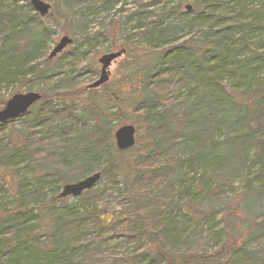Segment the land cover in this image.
Listing matches in <instances>:
<instances>
[{
    "label": "trees",
    "instance_id": "trees-1",
    "mask_svg": "<svg viewBox=\"0 0 264 264\" xmlns=\"http://www.w3.org/2000/svg\"><path fill=\"white\" fill-rule=\"evenodd\" d=\"M171 1L70 0L83 28L134 7L109 25L134 54L130 72L78 115L65 99L78 85L54 92L52 28L28 1L19 12L16 0H0V92L34 78L54 92H41L16 140L20 120L0 130V264H264V0H186L196 6L190 19ZM89 30L82 42L98 44ZM71 52L80 61V47ZM126 106L145 132L129 159L133 149L113 142ZM97 172L102 188L59 198Z\"/></svg>",
    "mask_w": 264,
    "mask_h": 264
},
{
    "label": "rangeland",
    "instance_id": "rangeland-1",
    "mask_svg": "<svg viewBox=\"0 0 264 264\" xmlns=\"http://www.w3.org/2000/svg\"><path fill=\"white\" fill-rule=\"evenodd\" d=\"M16 1H17V5H16L17 7H15V10H17L19 12L24 11V7L27 4V1L30 3V0H16ZM43 1L52 5V9H51L49 15L46 16L45 18L41 19L44 24L49 25L52 28V34H53L52 37L49 39V43L47 44V53H46L47 55H46V57H48V55L53 50V48L57 45V43L60 41V39L66 35L69 37H72L77 42L72 47H69L65 51V53H63L59 57L52 59V65L50 64L51 67H50L49 73L53 75L52 84L57 85V83H58L54 92L56 94H60L66 90V87L68 85L73 84V83H75L74 85H78L80 87V91L77 93H73L72 95L74 97H70V96L66 97L65 96V99L67 101L75 99L74 100L75 114L82 115L88 109L87 104L85 102H82V101L94 100V101H97L98 104H101L100 100L105 97V95L108 93V90L111 87L115 88V84L117 82H120L123 79V77L127 73L130 72V70H131L130 65L135 62V60L133 58L134 54H133V52L130 51V48L128 47L127 48V54L124 57L118 59L112 65V67L110 69L111 70L110 81L106 84V86L104 85V86H102L98 89H95V90L88 88V86L90 84L94 83L97 79H99L101 67L98 63V59L106 53L118 52L120 50L119 47H124V46L126 47V45H124L125 40H124L123 35H122V38L120 37V35L117 32H116V34H114L112 32V35H110L111 30L116 31V29H117V27H115L114 29H113V27H111V29H109L110 23L111 22H119L120 19L123 20V16H122L121 12L126 11L128 13V10L132 11V9L134 7H132V6L121 7V5H118L116 7V9L111 11V18H113L115 20H108L107 19V21L104 23H103V19L106 18L108 15L106 12L102 11V13L99 14L100 16H98L97 18H94V17L90 18L89 17V19H88L89 20V26H88V20H87L85 28H83L82 27L83 21L79 17H72V15H70L67 11V8L70 9L72 7L70 5V0H43ZM9 4H11V1H9ZM165 5L170 6L171 8L177 7L180 5L181 10L179 11V13H186L185 12L186 5H191V6H193L194 9L196 7V6L194 7L193 2H188L186 0H172L171 3L165 4ZM120 8H123V10L120 11L121 10ZM176 15H178V13ZM188 16H189L188 18L190 19V18H193L195 15L194 14L190 15V13H189ZM88 27L90 28V30H89L90 33L88 32L89 36L98 37V40L100 41L98 44L94 45V44L82 42V39L84 38L83 32ZM132 27H131V25H129L127 27L125 26L122 30L126 34V33H128L129 29ZM94 33H95V35H92ZM97 34H102V35L100 36ZM87 37H85V38H87ZM78 46L80 47V52H78V54L76 56L79 57L80 61H76V59H74L72 57V56H74V53L71 52V49H75V47H78ZM138 53H140V52H138ZM138 53L136 54L137 56H138ZM139 55H141V54H139ZM141 59H142V57H141ZM144 61H147V60L144 59V60H141L140 62L138 61L137 66H144V67L147 66L148 64H144ZM149 64H151V63H149ZM63 72H65L66 74H63ZM261 78L264 79V76H261ZM21 81L22 80H20V82ZM20 82H14L10 86H8V88H4L5 86H4V84H2L3 86H1V87H3V88L1 89L0 95L2 97H4L5 100H8L9 98H11L13 95H15L17 93H27V92H43L44 94L54 93V92L47 93L48 90L50 89V87L44 85L42 78H34L32 80L28 79V80H26V85H23V87L20 86ZM108 85H111V86L107 87ZM88 89L91 91H89ZM169 90H171V89H169ZM173 96H176V94ZM59 99L60 98L54 97L51 99V102L53 104L58 103L57 101H60ZM109 110H111V108L107 107L106 111H109ZM116 110L117 109L114 107L111 110V112H115ZM124 111H125V117L127 120L126 124H130L132 117H131V113L128 109V106H126V108H124ZM25 124H26L25 120H20V121L15 123V125L11 129V131L13 133V139L12 140H16L15 136H17L18 129L24 128L23 126H25ZM135 127L137 128V136H136L137 137V143H136L135 148L132 150L134 152L131 151L128 154H126L124 159H129L131 157L134 158L139 151L138 147L140 146L141 143L143 144V141L145 138V132L143 130H140L138 125ZM117 129H118V127H115L113 129V135ZM138 129H139V131H138ZM5 130L6 129H2L1 131L4 132ZM113 142H114V146H115L114 138H113ZM79 170H80L79 167H75V172H79ZM4 172L6 173V171L1 170L0 178L3 177V175L5 174ZM77 174H79V173H77ZM86 176H88V174L84 175V177H86ZM68 183H76V182L74 181V182H68ZM103 185H104V182L102 180L97 188H102ZM59 191H61V189ZM74 202H76V199H74V198L68 199V203H74ZM114 208H117L115 206V204L111 205L110 209L112 210ZM262 213H263V210L259 207L256 210H254V212L252 214L259 216ZM111 216H112L111 213H107V215H104L103 217L105 220H108V219H110ZM240 216L245 217V215L242 212L240 213ZM129 249H131V248H129ZM153 250H155V249H153ZM209 253H210V251H209ZM212 256L209 255V256H206L202 259L210 258ZM180 262L182 263V261H180ZM183 264H184V262H183ZM193 264H199V263H198V261H193Z\"/></svg>",
    "mask_w": 264,
    "mask_h": 264
},
{
    "label": "water",
    "instance_id": "water-1",
    "mask_svg": "<svg viewBox=\"0 0 264 264\" xmlns=\"http://www.w3.org/2000/svg\"><path fill=\"white\" fill-rule=\"evenodd\" d=\"M31 5L33 9L42 17L49 15L51 6L41 0H31ZM188 12L192 11L190 5L186 6ZM73 43V40L65 36L59 43L54 47L51 52L49 59H54ZM125 54V50L103 55L99 59V63L102 65V71L100 78L89 86L90 89H98L103 85L107 84L110 79V67L113 62L121 58ZM43 96L39 93L29 92L26 94H16L11 99H9L5 107L0 111V125L6 124L13 120L24 116L29 112V110L38 102L42 100ZM116 147L119 151H127L132 149L136 143V128L131 125L123 126L115 133ZM101 179V174L96 173L89 176L85 180L78 182L76 184L66 185L61 194L60 198L73 197L77 198L81 196L85 191L94 188Z\"/></svg>",
    "mask_w": 264,
    "mask_h": 264
}]
</instances>
